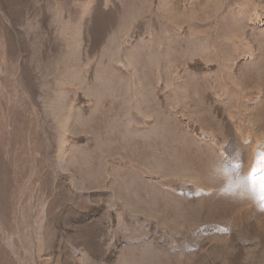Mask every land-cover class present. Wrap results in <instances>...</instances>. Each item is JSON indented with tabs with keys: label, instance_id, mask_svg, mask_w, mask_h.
Returning a JSON list of instances; mask_svg holds the SVG:
<instances>
[{
	"label": "rangeland",
	"instance_id": "374dc122",
	"mask_svg": "<svg viewBox=\"0 0 264 264\" xmlns=\"http://www.w3.org/2000/svg\"><path fill=\"white\" fill-rule=\"evenodd\" d=\"M264 0H0V264H264Z\"/></svg>",
	"mask_w": 264,
	"mask_h": 264
},
{
	"label": "snow or ice",
	"instance_id": "6c2138e0",
	"mask_svg": "<svg viewBox=\"0 0 264 264\" xmlns=\"http://www.w3.org/2000/svg\"><path fill=\"white\" fill-rule=\"evenodd\" d=\"M260 189L262 192H264V178L261 179ZM260 200H261V207H264V195L260 196Z\"/></svg>",
	"mask_w": 264,
	"mask_h": 264
},
{
	"label": "clouds",
	"instance_id": "9594fccd",
	"mask_svg": "<svg viewBox=\"0 0 264 264\" xmlns=\"http://www.w3.org/2000/svg\"><path fill=\"white\" fill-rule=\"evenodd\" d=\"M259 195L260 196L264 195V192H262L261 189L259 190Z\"/></svg>",
	"mask_w": 264,
	"mask_h": 264
}]
</instances>
